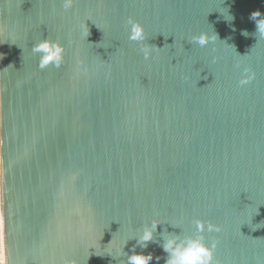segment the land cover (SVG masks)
<instances>
[{
  "label": "water",
  "instance_id": "water-1",
  "mask_svg": "<svg viewBox=\"0 0 264 264\" xmlns=\"http://www.w3.org/2000/svg\"><path fill=\"white\" fill-rule=\"evenodd\" d=\"M257 9L264 0H74L67 11L63 0H0L4 264H118L109 254L129 239L131 255L153 219L161 243L165 228L192 235L201 220L213 264H264ZM129 17L160 47L148 59ZM205 31L228 44L189 42ZM43 37L64 45L60 67H39L31 47ZM245 68L254 78L241 85ZM135 250L165 264L158 243Z\"/></svg>",
  "mask_w": 264,
  "mask_h": 264
},
{
  "label": "clouds",
  "instance_id": "clouds-1",
  "mask_svg": "<svg viewBox=\"0 0 264 264\" xmlns=\"http://www.w3.org/2000/svg\"><path fill=\"white\" fill-rule=\"evenodd\" d=\"M74 0H63V7L67 11L72 7ZM222 12V11H221ZM225 15L227 21H232L234 17L231 14L222 12ZM250 18L256 21L257 33L259 36L264 37V14L261 13L259 9L251 13ZM128 25L130 26L128 31V39L130 41L138 42L142 45L140 51L143 53L145 59L151 57L154 49H160V47L145 43L147 37L144 31V27L138 21L133 20L131 17L128 19ZM90 34L89 28L85 33V38ZM242 35L247 36L248 32L243 31ZM217 41L228 44L226 41H222L219 38L218 33L215 31H205L197 35H193L190 39V43H196L201 47L208 45L209 43L215 44ZM231 45V44H229ZM234 49L235 46L231 45ZM31 52L39 57V67L44 69L49 65L55 67H60L64 59V45L59 39H52L50 37H43L38 41L34 42L31 47ZM5 53L0 52V60H3ZM239 66V65H237ZM5 69L14 68L12 64L4 67ZM254 78V73L250 72V69H244V75L240 80L241 85H245ZM207 79V76L204 77ZM162 222L153 219L150 224H146L141 230L137 231L130 239H136V245H133L132 254L128 255L124 252V247L128 240L124 241L123 248L121 251L116 252L112 256L118 260V264H150L153 260V254L151 252L144 253L143 251L137 252L135 249L137 245L141 249H146L149 242L158 243L162 248L163 252L166 254L165 264H213L214 261V251L217 246V241L212 240L209 242L203 235L205 231V224L201 220L195 221V233L192 235H183L182 231L179 233L168 232L165 228L161 233L162 243L155 238L157 231V226ZM171 225L179 227L176 224ZM207 232H220L221 226L215 224L211 221L207 223ZM102 238V237H101ZM112 241V240H111ZM111 241L108 243L110 244ZM126 259H121L125 257ZM156 260L159 261L160 257L157 256ZM0 264H4V257L2 250H0Z\"/></svg>",
  "mask_w": 264,
  "mask_h": 264
},
{
  "label": "bare ground",
  "instance_id": "bare-ground-1",
  "mask_svg": "<svg viewBox=\"0 0 264 264\" xmlns=\"http://www.w3.org/2000/svg\"><path fill=\"white\" fill-rule=\"evenodd\" d=\"M0 250H2L1 194H0Z\"/></svg>",
  "mask_w": 264,
  "mask_h": 264
}]
</instances>
